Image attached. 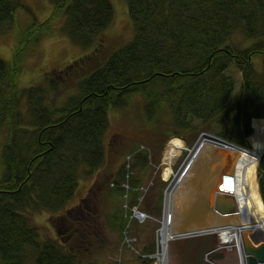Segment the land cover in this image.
<instances>
[{
    "label": "trees",
    "instance_id": "trees-1",
    "mask_svg": "<svg viewBox=\"0 0 264 264\" xmlns=\"http://www.w3.org/2000/svg\"><path fill=\"white\" fill-rule=\"evenodd\" d=\"M125 1L133 38L101 58L103 62L96 48L67 65L66 73L72 71L78 79L77 91L65 99L63 74L59 78L50 72L46 82L20 86L19 75L26 69L21 56L27 45L18 47L13 59L0 57V132L6 131V165L0 174V264H80L102 249L98 222L91 218L95 212L88 204L90 195L71 207L68 203L81 177L94 174L106 161L109 108L124 107L134 93L145 96L149 121L164 113L165 102L174 100L163 127L190 145L202 127L249 147L252 118H264V70L257 71L253 62L255 55H264V0ZM51 2L52 12L45 20L34 17L26 32L29 42L61 18L67 34L87 47L115 17L112 0ZM28 8L26 0H0V36L12 29L17 11ZM237 31L244 35L238 42L232 40ZM248 38L254 40L246 45ZM230 64L242 71L237 90L234 78L225 72ZM149 155L139 158L148 163ZM125 171L124 165L122 180ZM95 181L115 204L124 199L121 181H115L116 189L104 178ZM258 183L264 200V154ZM32 209L48 211L60 236H44L32 222ZM122 214L113 208L107 219L111 227L126 229ZM152 259L146 255L143 262Z\"/></svg>",
    "mask_w": 264,
    "mask_h": 264
},
{
    "label": "rangeland",
    "instance_id": "rangeland-1",
    "mask_svg": "<svg viewBox=\"0 0 264 264\" xmlns=\"http://www.w3.org/2000/svg\"><path fill=\"white\" fill-rule=\"evenodd\" d=\"M26 1L29 3V10H18L12 29L7 34L0 36V57L6 60L14 58L15 50L18 47L27 45L21 56V63H24L26 68L19 75V84L22 87L46 82V74L50 72L59 78L63 74L65 80L61 83V93L62 99H65L77 91L74 81L78 79L74 73L72 74V71L66 73L67 65H72L77 58L96 48H99L98 60L103 62L101 58L108 57L112 50L127 44L134 36L135 31L127 2L112 0L115 8L114 20L102 34L98 35L99 37L96 36L94 44L96 37L87 47L74 41L67 34L61 18H55L45 32L40 34L38 40L29 42L26 32L32 25L34 17L36 16L38 21L45 20L51 14L53 4L51 0ZM243 36L241 32L237 31L233 34L232 40L238 42ZM253 40V38H248L245 44L249 45ZM92 59L93 63L97 62L96 58ZM253 62L257 71L264 70L263 54L255 55ZM78 69L85 72V68ZM225 72L234 78L237 90L243 79L242 71L236 64H230ZM173 102L172 99L165 102L164 113H160L157 119L152 121L147 118L146 98L142 92L131 95L128 104L122 108H109V125L104 136L106 161L94 174L81 177L76 195L68 203V207H71L78 204L83 197L90 195L88 204L95 212L91 218L97 220V229H99L101 240H103V247L93 256L94 258L90 260L88 257L87 261L80 264H163L164 255L163 260L160 259V250L162 253L164 250L160 246V229L164 217L165 190L180 166L185 163L190 148L193 146L181 136H170L163 127L167 125L166 117H171L168 107L169 103L171 107ZM256 118L260 117L252 119L254 131L248 136L250 146H242L245 149L252 147L253 141L257 139L264 140V133L257 132L254 127ZM199 122L200 120H197L196 123ZM229 122L230 120H227L224 124H218L217 129L225 127ZM201 130L203 131L196 135L195 142L201 133L210 132L205 131L202 127ZM5 134L6 131L0 132V174L6 165L3 157ZM175 138H178L182 145L176 146L174 155L170 157L168 147L171 146L170 142ZM146 152L150 153L151 160L148 163L142 162V158H139ZM124 165L126 179L122 180L121 173ZM258 165L259 163L256 168L257 181ZM103 178L107 184H110L111 189L117 188L118 183L115 181H121L124 191L122 201L119 202V199H116L115 204L113 199L102 193L101 187L95 185L96 179ZM137 205H140V210L145 211L146 214L143 216L138 214V210H134ZM113 208L123 212L121 218L127 222L126 229L110 226L107 219ZM30 215L32 222L35 225H40L44 236L59 237L62 233L56 232L54 225L49 222L48 211L32 209ZM74 220L78 225H81L82 221ZM150 248L154 250L149 251ZM146 255L154 259H152V263L143 262ZM229 256L231 255L227 254V257L223 256L220 259L223 262L225 259L229 262L231 258ZM172 259L174 264H179L177 259Z\"/></svg>",
    "mask_w": 264,
    "mask_h": 264
},
{
    "label": "bare ground",
    "instance_id": "bare-ground-1",
    "mask_svg": "<svg viewBox=\"0 0 264 264\" xmlns=\"http://www.w3.org/2000/svg\"><path fill=\"white\" fill-rule=\"evenodd\" d=\"M254 127L257 132L264 133V119H254ZM199 138L196 147L169 182L164 195L165 215L168 216L171 211L172 230L166 227L160 229V246L164 249L163 253L160 250V259L163 260L164 255L163 264H174L172 258L178 262L180 252L176 251L175 255L170 253V247L172 250L176 242L175 233L210 226L216 229L224 257L229 254L231 258L229 262L226 259L224 262L221 259L209 261L216 264H252L250 256L264 243V200L256 179L264 140L257 139L252 147L238 148L237 152L211 145L205 135ZM179 142L178 138L170 142V157L174 155L176 146L182 145ZM231 167L233 172L225 173ZM209 183L213 188H209ZM208 190L216 192V207L214 201L206 199ZM235 204H238V213H228ZM136 209L139 211L140 205ZM139 212L146 214L143 210ZM236 216H239L237 221ZM255 263L261 264L259 261Z\"/></svg>",
    "mask_w": 264,
    "mask_h": 264
},
{
    "label": "water",
    "instance_id": "water-1",
    "mask_svg": "<svg viewBox=\"0 0 264 264\" xmlns=\"http://www.w3.org/2000/svg\"><path fill=\"white\" fill-rule=\"evenodd\" d=\"M204 135L206 136L207 140L212 143L211 145H214L216 147H220L222 149H227L230 151H237V152H238L237 150L238 148L245 149V147H242L214 133L203 132L201 133L200 137ZM199 139L190 148V152L192 151V149L196 147V145L199 142ZM263 154H264V151H262L259 157L258 163L260 162ZM235 163L232 167L235 166ZM232 167L229 168L227 171H225V173H229V174L232 173L233 172ZM210 187L213 188V186L209 183V188ZM206 199H209L210 201H214V204L216 207V192H212L211 190H208V195ZM212 209L214 210L215 208L212 207ZM224 210L225 209L223 208L221 209V211H223L222 213H224ZM234 211L235 212L238 211V204H235V206L232 207V209L229 210L228 213H234ZM170 212L168 216L165 215V205H164V217H163L161 229L166 227L170 229V231L172 230V226H171L172 219H171ZM236 217H237L236 218V221H237L239 216H236ZM181 218L183 219L182 216ZM203 227H207V228L193 229V230H189V232L182 231L180 234L175 233L174 240H176V242L173 245L172 250L170 247V252L172 254H174L176 251L180 252V255H178L180 256L178 263L180 264H216L215 262L213 263L209 260L211 259L218 260L224 256V253L220 249L222 247H220V244L218 242L219 238H217L216 233H215L216 229L210 226H203ZM255 261H259L261 264H264V243L261 246H259L255 250V252H253V255L250 256V263L254 264Z\"/></svg>",
    "mask_w": 264,
    "mask_h": 264
},
{
    "label": "built area",
    "instance_id": "built-area-1",
    "mask_svg": "<svg viewBox=\"0 0 264 264\" xmlns=\"http://www.w3.org/2000/svg\"><path fill=\"white\" fill-rule=\"evenodd\" d=\"M138 214H142V216L144 215L143 213H141V212H139V211H138Z\"/></svg>",
    "mask_w": 264,
    "mask_h": 264
}]
</instances>
